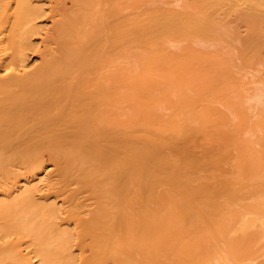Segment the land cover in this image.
Returning a JSON list of instances; mask_svg holds the SVG:
<instances>
[{"label": "bare ground", "instance_id": "obj_1", "mask_svg": "<svg viewBox=\"0 0 264 264\" xmlns=\"http://www.w3.org/2000/svg\"><path fill=\"white\" fill-rule=\"evenodd\" d=\"M0 264H264V0H0Z\"/></svg>", "mask_w": 264, "mask_h": 264}, {"label": "rangeland", "instance_id": "obj_2", "mask_svg": "<svg viewBox=\"0 0 264 264\" xmlns=\"http://www.w3.org/2000/svg\"><path fill=\"white\" fill-rule=\"evenodd\" d=\"M252 34H253V33H252ZM34 59L36 60V58H35V57H33V59H32V60H33V61H35Z\"/></svg>", "mask_w": 264, "mask_h": 264}]
</instances>
